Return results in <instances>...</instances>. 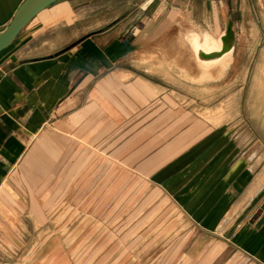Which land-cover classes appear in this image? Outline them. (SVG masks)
<instances>
[{"label": "crops", "instance_id": "crops-1", "mask_svg": "<svg viewBox=\"0 0 264 264\" xmlns=\"http://www.w3.org/2000/svg\"><path fill=\"white\" fill-rule=\"evenodd\" d=\"M23 1L0 0V31ZM229 1L68 0L39 13L0 53V264L16 250L18 230L9 224L26 222L30 193L38 186L46 191L48 169L23 161L50 140L95 144L120 137L117 143L127 145L122 159L139 163L140 173L193 222H210L244 176L237 145L216 129L173 139L176 125L155 120V100L175 93L176 64L187 63L186 56L176 61L179 27L204 30L185 43L190 63L202 71L213 75L221 61L202 65L192 37L199 45L210 37L219 50L230 27L233 54ZM145 112L152 113L147 122Z\"/></svg>", "mask_w": 264, "mask_h": 264}, {"label": "rangeland", "instance_id": "rangeland-1", "mask_svg": "<svg viewBox=\"0 0 264 264\" xmlns=\"http://www.w3.org/2000/svg\"><path fill=\"white\" fill-rule=\"evenodd\" d=\"M229 14L233 54V32L227 49L216 50L210 37L197 43L206 47L208 63L196 53L202 65L221 61L213 75L191 64L186 52V36L204 30L178 28L176 61L186 56L187 63L176 64L175 93L155 100V120L176 125L173 139L216 129L237 145L244 176L210 222H193L140 173L139 163L122 159L127 145L117 143L120 137L95 144L50 140L23 161L49 172L46 191L38 186L30 193L27 221L9 224L18 233L7 264H264V0H231ZM151 117L145 112L146 122Z\"/></svg>", "mask_w": 264, "mask_h": 264}, {"label": "water", "instance_id": "water-1", "mask_svg": "<svg viewBox=\"0 0 264 264\" xmlns=\"http://www.w3.org/2000/svg\"><path fill=\"white\" fill-rule=\"evenodd\" d=\"M68 0H24L10 23L0 31V53L10 47L24 27L39 13Z\"/></svg>", "mask_w": 264, "mask_h": 264}, {"label": "bare ground", "instance_id": "bare-ground-1", "mask_svg": "<svg viewBox=\"0 0 264 264\" xmlns=\"http://www.w3.org/2000/svg\"><path fill=\"white\" fill-rule=\"evenodd\" d=\"M63 4V3H62ZM58 6V5H57ZM56 7V6H55ZM45 11V10H44ZM43 12V11H42ZM231 34H232V29L230 28V27H227V29H226V33L223 35V37H222V44H223V46H224V48L225 49H227V48H229L230 47V38H231ZM209 38V37H208ZM211 39V38H210ZM192 40V44H194L195 45V50H196V53L198 54V56L201 58L202 57V63H205V62H209L208 60H206L205 59V57H206V53L204 52V50H203V48H206V47H204L203 46V48L201 47V46H199V45H197V41L196 40H194V39H191ZM216 44V43H215ZM231 49V48H230ZM231 52V51H230ZM229 52V53H230ZM230 55L228 54V56L227 57H229ZM205 59V60H204ZM224 59V58H223ZM222 59V60H223ZM227 59V58H226ZM225 60V59H224ZM223 60V61H224ZM212 68V67H211ZM260 182H258V186L260 185V183L262 182L261 180H259ZM256 185V186H257ZM254 186V185H253ZM257 188V187H256ZM255 188V189H256ZM250 189V188H249ZM252 190H254V189H252ZM251 191V190H250ZM252 192V191H251ZM250 193V192H249ZM248 193V194H249ZM247 199V198H246ZM243 204V203H242Z\"/></svg>", "mask_w": 264, "mask_h": 264}]
</instances>
